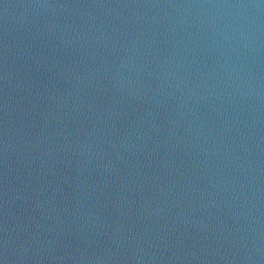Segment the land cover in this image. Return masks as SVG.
<instances>
[{
	"label": "water",
	"instance_id": "obj_1",
	"mask_svg": "<svg viewBox=\"0 0 264 264\" xmlns=\"http://www.w3.org/2000/svg\"><path fill=\"white\" fill-rule=\"evenodd\" d=\"M0 264H264V0H0Z\"/></svg>",
	"mask_w": 264,
	"mask_h": 264
}]
</instances>
